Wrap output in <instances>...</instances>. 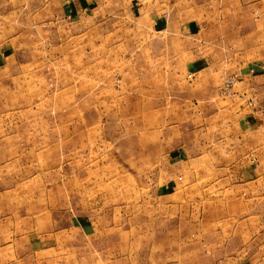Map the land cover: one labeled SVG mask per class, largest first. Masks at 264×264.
<instances>
[{
	"label": "rangeland",
	"instance_id": "374dc122",
	"mask_svg": "<svg viewBox=\"0 0 264 264\" xmlns=\"http://www.w3.org/2000/svg\"><path fill=\"white\" fill-rule=\"evenodd\" d=\"M52 6L0 0V264H208L212 241L228 238L208 198L225 191L234 240L257 241L264 87L246 94L240 41L218 43L221 52L202 46L219 69L205 73L210 86L202 84L192 115L178 93L193 79L180 70L190 53H171L178 41L139 23H109L100 43L131 46L134 68L92 59L88 47L72 49V17ZM122 9L113 11L126 16ZM145 81L156 86L147 96ZM225 81L233 92H220ZM192 145L203 151H174ZM222 172L231 184L215 182ZM255 251L234 247L249 259Z\"/></svg>",
	"mask_w": 264,
	"mask_h": 264
},
{
	"label": "crops",
	"instance_id": "0c3cea01",
	"mask_svg": "<svg viewBox=\"0 0 264 264\" xmlns=\"http://www.w3.org/2000/svg\"><path fill=\"white\" fill-rule=\"evenodd\" d=\"M49 2L53 5L49 9H55L56 13H64L63 15L70 14L72 17L68 28L72 39V49L84 45L88 47L90 51L88 53L92 56V59L97 56H113L115 61H126L130 69L133 70L134 68L132 67L133 49L131 46L124 48L112 47L111 51L104 48L105 43H100L101 40H104V36L100 32L104 30V25L109 23H112V25L124 24L125 27H127L126 25L136 27V24L139 23L149 32L165 33L169 42L178 41L180 47H176V50L172 47L170 49L171 53L173 56L174 54L181 56L185 52L190 53V57L182 61L180 70L185 73V76L189 74L193 77V79L188 78L182 81L183 83H179L180 90L181 88L182 90L178 93L182 104L186 105L189 103L188 101L192 102V115L199 114V111L196 112L197 106L194 102L199 103L201 94L199 90L203 87L202 84L205 83L210 86L209 81L204 79L205 73L217 72L219 69L218 64H212L209 61L215 53H209L206 50L202 52V46L207 45L210 50L215 46V52H221L222 47L217 50L218 43L221 44L222 41H225L228 44L230 41L239 40L241 56L244 58L240 67L242 72L240 81L243 84L242 86L246 88V94L249 95L251 89L259 90L264 87V0H163L162 2L159 0H127L125 3H121L120 0H49ZM116 7L123 8V11L120 12H126V16L113 11ZM254 10L257 13L256 18L253 16ZM132 21L134 24L131 23ZM89 45L98 46L99 49L90 50ZM83 50L85 51L84 48ZM75 55L71 53L70 59H73ZM167 55L169 56V48L167 49ZM131 84L136 86L137 83ZM155 84H159V87H166L165 81L155 82ZM129 86L131 87L130 84ZM143 87L146 89L147 96L149 90L156 86L154 81H145ZM184 88L188 90H184ZM164 93L167 95L166 97H169V91H161V94ZM248 112L245 113L247 122H249L248 119L252 120L254 118ZM256 119L259 121V118ZM153 148V146H150L147 151H152ZM185 150L203 151L200 146L195 147V145L188 146L187 149L181 146V149H175L174 151L181 152ZM157 151L167 152L170 151V148L160 144ZM173 163L181 165L182 160L179 158L174 160ZM262 164V168H264V161ZM188 178H190L188 179L190 183L196 182L191 173L188 174ZM215 178V182H225V185L231 184L228 183L231 176L226 172H222ZM255 180L258 184L257 197L259 200H264V173L261 175L258 171ZM214 194V196L210 195L208 198L210 201L208 204L209 215L214 217L215 227L218 223L220 227L224 228L228 238L223 241L219 239L212 241L210 248L215 250L210 253L208 264H264V224L262 226L258 225V229H256L257 236L255 237L257 241L249 238L241 241L234 240L231 219L233 194L230 191H225L224 198L218 197L222 196V192L219 194L214 192ZM259 206L261 205L257 207L258 214L261 211L264 212V208ZM219 217L224 218L221 221V219H218ZM228 217H230V223L227 221ZM241 227L245 228L242 231L247 230L245 224ZM247 236L249 237V235ZM223 247L225 250H217ZM234 247H241L242 249L257 247V251H255L257 257L253 254L254 259H249V257L243 256L244 253L242 255L239 252L234 254ZM259 249L263 250L259 251Z\"/></svg>",
	"mask_w": 264,
	"mask_h": 264
},
{
	"label": "built area",
	"instance_id": "2783aa9c",
	"mask_svg": "<svg viewBox=\"0 0 264 264\" xmlns=\"http://www.w3.org/2000/svg\"><path fill=\"white\" fill-rule=\"evenodd\" d=\"M230 81H225V83L221 86L220 88V92L221 93H231L233 92L231 89H230V84H229Z\"/></svg>",
	"mask_w": 264,
	"mask_h": 264
}]
</instances>
